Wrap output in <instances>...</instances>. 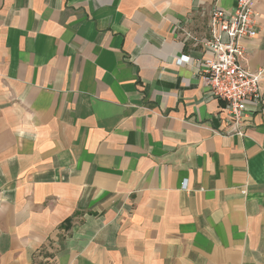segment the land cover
Returning <instances> with one entry per match:
<instances>
[{"label":"crops","instance_id":"1","mask_svg":"<svg viewBox=\"0 0 264 264\" xmlns=\"http://www.w3.org/2000/svg\"><path fill=\"white\" fill-rule=\"evenodd\" d=\"M235 1L0 0V264H264V75L243 135L201 81Z\"/></svg>","mask_w":264,"mask_h":264},{"label":"built area","instance_id":"2","mask_svg":"<svg viewBox=\"0 0 264 264\" xmlns=\"http://www.w3.org/2000/svg\"><path fill=\"white\" fill-rule=\"evenodd\" d=\"M257 0H236L230 12L213 7L209 14V37L203 41L209 56L202 58L201 81L207 89L206 97L221 100L235 133L243 135L240 128L246 114V103L257 101L264 68L251 71L243 65L245 40L257 36ZM187 56L178 62L188 61Z\"/></svg>","mask_w":264,"mask_h":264}]
</instances>
